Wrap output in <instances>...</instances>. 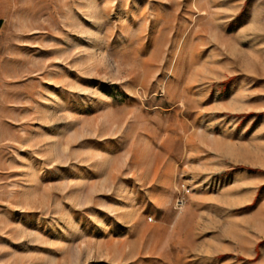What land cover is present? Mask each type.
<instances>
[{"label": "rangeland", "instance_id": "374dc122", "mask_svg": "<svg viewBox=\"0 0 264 264\" xmlns=\"http://www.w3.org/2000/svg\"><path fill=\"white\" fill-rule=\"evenodd\" d=\"M0 264H264V0H0Z\"/></svg>", "mask_w": 264, "mask_h": 264}]
</instances>
